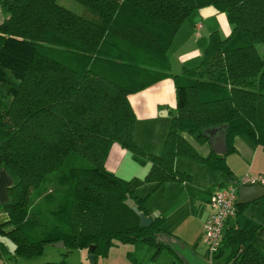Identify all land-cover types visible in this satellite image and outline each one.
<instances>
[{
    "label": "trees",
    "instance_id": "obj_1",
    "mask_svg": "<svg viewBox=\"0 0 264 264\" xmlns=\"http://www.w3.org/2000/svg\"><path fill=\"white\" fill-rule=\"evenodd\" d=\"M76 1L83 14L57 0H0L7 12L0 21V165L17 178L1 205L8 219L0 222V255L8 252L1 237L24 258L61 240L60 261L41 264H65L71 249L89 253L90 245L95 264L115 240L174 252L161 238L173 235L166 217L159 213L143 226L124 200L149 213L145 197L134 192L139 183L189 181L174 166L177 156L236 180L224 154L201 155L184 131L207 141L208 130L220 128L228 152L237 134L264 151V52L256 48L264 41V0ZM207 5L225 12L230 32L212 30L199 61L172 73L168 48L179 25ZM166 76L174 81L175 111L160 152L152 153L134 141L128 95ZM113 142L149 162L142 177L105 167ZM253 202L262 219L245 212L249 202L235 203L207 264H264V194Z\"/></svg>",
    "mask_w": 264,
    "mask_h": 264
},
{
    "label": "rangeland",
    "instance_id": "obj_2",
    "mask_svg": "<svg viewBox=\"0 0 264 264\" xmlns=\"http://www.w3.org/2000/svg\"><path fill=\"white\" fill-rule=\"evenodd\" d=\"M57 1L76 13L83 14L85 12L84 5L79 1ZM6 15L7 12L0 5V21ZM222 32L220 34L223 36L224 33ZM256 48L259 53H263L264 41L257 42ZM262 92L264 93V84ZM161 119L164 118L151 122L148 126L149 128L146 129L147 131L144 132L143 148L152 151V153L160 152L164 136L169 127L170 121L168 124L165 122L164 125ZM140 133H143V130ZM136 144L138 143L136 142ZM195 150L198 152L197 149ZM179 157L181 160H178L177 166L191 175L189 181L168 180L162 186L156 188H153V182L144 181L139 183L134 189L135 194L139 197H145V206L147 208L152 211L156 210L166 217L165 224L169 225L173 235L164 234L161 238L171 245L174 252L164 246L155 254V246L145 241L121 242L115 240L109 246L106 255H97L95 264H175L173 263L174 260L181 262V264H204V251L207 249V242L203 231L198 226L204 204L202 198L206 196V190L213 182L212 178L214 175H219L220 172L207 168L199 160L187 156ZM131 158L133 159L134 167L126 171L125 174L120 173V176L123 178H130L133 175L142 177L148 170L149 162L143 163L132 156ZM125 164L124 162L122 163V165ZM245 212L252 215L256 220L262 219V210L253 201L246 205ZM64 251L65 248L63 246L49 243L44 246L41 254L29 258L19 257L18 260L12 259L11 262L13 264H21L20 260H25L29 264H40L45 261L59 262ZM65 264H90L87 248L77 247L71 249L65 255Z\"/></svg>",
    "mask_w": 264,
    "mask_h": 264
},
{
    "label": "crops",
    "instance_id": "obj_3",
    "mask_svg": "<svg viewBox=\"0 0 264 264\" xmlns=\"http://www.w3.org/2000/svg\"><path fill=\"white\" fill-rule=\"evenodd\" d=\"M214 29H217L219 32L223 31V36H226L230 32L231 25L225 12L217 10L211 5L192 10L179 25L168 48L170 71L177 73L181 71L183 66L195 65L202 55L209 33ZM128 98L136 116L134 139L141 149L152 152L143 148L144 132L147 131L146 129L149 128L148 126L151 122H156L160 118H164L161 119L164 125L165 122L169 123L171 115L175 111L176 102L173 78L171 76L161 78L138 91L130 93ZM142 130L143 133H140ZM183 135L198 152L200 151L201 155H206L212 151L208 140L199 141L195 135L186 131L183 132ZM233 147L234 150L230 152L226 151L222 154L225 155L226 162L232 170L235 179L243 173L255 175L259 172H264V151L260 145H255L246 136L237 134L233 138ZM132 160L129 150L122 147L118 142H113L108 150L104 165L108 170L120 175V173L125 174L126 171L134 167ZM178 160H181L179 156L174 160L175 168L184 170L178 168ZM123 162L126 164L122 165ZM16 180V176L5 165H0V222L8 219V213L1 208V205L9 199L8 187L14 184ZM212 180L213 182L206 190V196L202 198L204 204L198 222V226L202 231L203 222L209 212L207 201L210 193L216 188L221 187L220 185L222 184L228 185L234 182L233 180H225L221 173L214 175ZM221 181H223L222 184H219ZM1 239L6 245L8 252L5 255H0V264H13L11 262L12 259L18 260L21 256L12 255L13 243L10 239L7 237H1ZM205 251L204 264H207L208 260ZM19 262L21 264H29L25 260H20Z\"/></svg>",
    "mask_w": 264,
    "mask_h": 264
},
{
    "label": "built area",
    "instance_id": "obj_4",
    "mask_svg": "<svg viewBox=\"0 0 264 264\" xmlns=\"http://www.w3.org/2000/svg\"><path fill=\"white\" fill-rule=\"evenodd\" d=\"M264 185V172L255 175L243 173L234 182L216 188L208 198L209 212L203 222V235L207 242V260H211L213 251L220 245L226 221L235 215V203L238 189L242 185Z\"/></svg>",
    "mask_w": 264,
    "mask_h": 264
},
{
    "label": "water",
    "instance_id": "obj_5",
    "mask_svg": "<svg viewBox=\"0 0 264 264\" xmlns=\"http://www.w3.org/2000/svg\"><path fill=\"white\" fill-rule=\"evenodd\" d=\"M209 138L208 141L210 143V147L212 151L217 153H225L227 151V145L225 142L224 132L220 128H212L208 130ZM264 194V185L262 184H250V185H242L238 189V195L236 199V203H247L253 201L254 199L259 198ZM124 202L130 206L135 213L139 216V223L143 226H148L151 224L152 220L159 215V212L153 210L149 213H145L137 207L136 202L129 196H127ZM54 245L62 246L63 243L61 240L52 242ZM89 259L90 263L94 261V254H93V245L89 247Z\"/></svg>",
    "mask_w": 264,
    "mask_h": 264
}]
</instances>
